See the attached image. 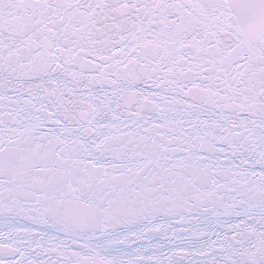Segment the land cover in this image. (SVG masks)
<instances>
[{
    "label": "snow or ice",
    "instance_id": "6c2138e0",
    "mask_svg": "<svg viewBox=\"0 0 264 264\" xmlns=\"http://www.w3.org/2000/svg\"><path fill=\"white\" fill-rule=\"evenodd\" d=\"M0 264H264V0H0Z\"/></svg>",
    "mask_w": 264,
    "mask_h": 264
}]
</instances>
